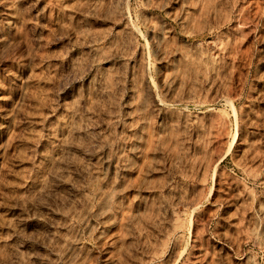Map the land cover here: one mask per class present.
Listing matches in <instances>:
<instances>
[{"label":"rangeland","instance_id":"obj_1","mask_svg":"<svg viewBox=\"0 0 264 264\" xmlns=\"http://www.w3.org/2000/svg\"><path fill=\"white\" fill-rule=\"evenodd\" d=\"M0 264H264V0H0Z\"/></svg>","mask_w":264,"mask_h":264}]
</instances>
